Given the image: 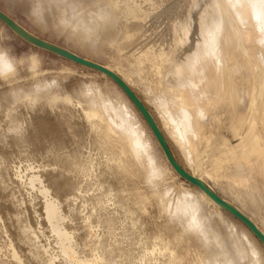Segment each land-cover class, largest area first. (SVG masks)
I'll use <instances>...</instances> for the list:
<instances>
[{"label":"bare ground","instance_id":"6f19581e","mask_svg":"<svg viewBox=\"0 0 264 264\" xmlns=\"http://www.w3.org/2000/svg\"><path fill=\"white\" fill-rule=\"evenodd\" d=\"M66 9V25L113 50L114 69L156 107L190 171L197 174L203 156L212 165L208 178L225 177L242 207L220 203L205 187L198 196L181 184L159 188L170 167L156 160L123 103L86 85L77 94L53 89L38 78L35 56L21 78L18 62L0 50V136L18 151L42 144L53 165L42 170L0 147V191L9 189L0 207V264H263L257 248L225 226L222 210L238 211L264 237L257 189L264 183V0H77L76 20ZM0 18L27 41L60 50L1 10ZM33 102L51 111L61 104L60 129L40 131L33 119L26 126L17 108ZM149 205L157 208L151 221Z\"/></svg>","mask_w":264,"mask_h":264},{"label":"rangeland","instance_id":"374dc122","mask_svg":"<svg viewBox=\"0 0 264 264\" xmlns=\"http://www.w3.org/2000/svg\"><path fill=\"white\" fill-rule=\"evenodd\" d=\"M75 1L77 0H0L1 11L16 20L40 40L60 47V50L54 51L43 47L41 44H33L20 37L0 18V50H4L18 62L17 72L21 78L29 76L32 70L29 59L31 56H35L38 58L35 66L38 78L50 81L53 89L77 94L76 89L81 85H86L100 88L102 91L109 93L113 98L125 105L135 122L140 126L156 160L163 168H166V166L170 167V169L166 168L167 170H165V175L159 188L170 184H181L184 192L190 191L198 196V188L205 187V190H213L224 200L234 201L242 207V203L234 198V194L225 187L226 185L224 186L225 177H221L218 182L208 178V175L212 172V165L203 156L198 159L197 174H193L190 171V165L187 164L175 143L162 127L156 107L146 99L145 94L138 85H130L114 69L116 59L109 45L104 41L96 43L92 36H84L80 34L78 29L65 24L62 20L64 6L67 7V14L70 17L75 20L79 19L78 11L72 10V3ZM80 1L88 3L91 0ZM167 19L164 18V21ZM67 52L75 53L81 59L74 58ZM127 87H129L131 92ZM137 100L147 109L153 122ZM31 104L33 105L29 104L27 106L23 104L17 108L19 116L26 119L24 121L26 126H29V121L33 119L34 125L40 131L45 130L47 127H51L54 130L60 129L59 111L62 107L61 104L52 111L42 109L39 102ZM218 122L220 123L219 119L212 121L213 124ZM219 130L229 138L234 139L235 135L228 123H222L219 126ZM0 147L9 152L10 155H20L25 161L30 159L42 170L44 168L50 169L53 166L48 164L52 161L42 144L28 143L18 151L16 146L10 145L7 141L4 142L0 136ZM260 182L261 184L257 189L264 195L262 178H260ZM8 192L9 189L4 192L0 191L1 209V203L5 200V197L2 196ZM25 195L28 198L27 192ZM37 195V192L33 191V196L36 201H39L40 196ZM39 211H42L40 207ZM222 211L225 226L233 228L238 235L244 237L257 248L264 264V240L233 212L225 209ZM26 213L31 215L30 207L27 208ZM154 214H157L156 206L149 205L145 217L151 221ZM192 243V247L198 244L194 239H192Z\"/></svg>","mask_w":264,"mask_h":264},{"label":"water","instance_id":"95a60500","mask_svg":"<svg viewBox=\"0 0 264 264\" xmlns=\"http://www.w3.org/2000/svg\"><path fill=\"white\" fill-rule=\"evenodd\" d=\"M209 192L213 195V197L219 201L220 203L224 204V205H228L227 201L224 200L223 198H221L218 194H216L213 190H209ZM233 213L235 215H237L240 219H242L258 236H260L258 228L253 225V223L246 218L244 215H242L241 213H239L238 211H233ZM262 238V240H264L263 236H260Z\"/></svg>","mask_w":264,"mask_h":264},{"label":"snow or ice","instance_id":"6c2138e0","mask_svg":"<svg viewBox=\"0 0 264 264\" xmlns=\"http://www.w3.org/2000/svg\"><path fill=\"white\" fill-rule=\"evenodd\" d=\"M253 254H255V253H253Z\"/></svg>","mask_w":264,"mask_h":264}]
</instances>
